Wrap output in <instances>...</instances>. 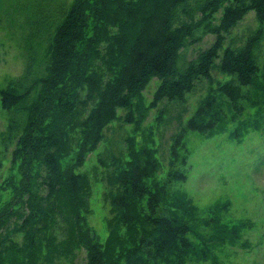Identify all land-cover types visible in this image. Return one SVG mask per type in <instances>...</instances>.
I'll return each instance as SVG.
<instances>
[{"label": "trees", "instance_id": "16d2710c", "mask_svg": "<svg viewBox=\"0 0 264 264\" xmlns=\"http://www.w3.org/2000/svg\"><path fill=\"white\" fill-rule=\"evenodd\" d=\"M224 1L0 0V6L9 4L4 11L25 17L16 23L25 31L24 71L0 91L8 111L4 137L16 143L17 166L0 203V264H76L79 250L86 253L85 264H181L191 252L202 254L188 237L190 223L176 212L159 211L164 191L148 182L158 168L153 155L136 157L116 174L120 218L128 228L141 227L132 247L119 244L116 250L115 242L103 241L88 223L86 180L76 168L98 147L118 109L130 108L154 76L161 79L156 101L179 99L210 77L219 59L220 68L235 76L219 90L233 115L244 112V88L261 68L264 29L240 47L226 46L222 54L220 49L223 33L248 10L264 22V0H229L214 42L196 59L180 51L195 15ZM214 106V99L202 101L187 128L213 132L227 118ZM241 134L240 127L232 132ZM181 138L173 145L175 156ZM174 178L186 175L176 170Z\"/></svg>", "mask_w": 264, "mask_h": 264}, {"label": "rangeland", "instance_id": "374dc122", "mask_svg": "<svg viewBox=\"0 0 264 264\" xmlns=\"http://www.w3.org/2000/svg\"><path fill=\"white\" fill-rule=\"evenodd\" d=\"M7 2L0 6V91L21 76L25 65V31L16 24L25 17L4 11ZM229 3L225 0L220 8L195 15L192 32L180 46L185 59H196L214 42V29ZM260 28L264 29V22L253 9L248 10L223 33L220 54L226 46H242ZM262 44L261 68L254 83L244 88L247 99L242 114H232L219 90L221 84L235 80L220 68L219 59L211 76L200 78L182 98L156 101L154 94L161 79L154 76L130 108L118 109L98 147L87 152L84 164L76 168L86 180L88 223L103 241L115 242L111 244L116 250L119 244L132 247L139 239L141 227L128 228L114 205L115 177L136 157L153 155L158 168L148 182L164 191L159 211L184 217L191 225L188 237L209 255L204 258L203 252L200 256L191 252L181 264H215L214 259L219 264H264V40ZM80 92L84 97L85 91ZM206 98L214 99V112L226 111L227 118L210 133L187 128L188 119ZM7 126L8 111L2 107L0 95V203L7 199L5 188L17 171L12 161L16 143L4 137ZM237 127L242 129L238 138L232 136ZM178 135L182 138L175 156L172 148ZM176 170L186 178H174ZM177 201L187 211L176 206ZM85 262L86 253L79 250L75 263ZM158 264L168 263L160 260Z\"/></svg>", "mask_w": 264, "mask_h": 264}]
</instances>
